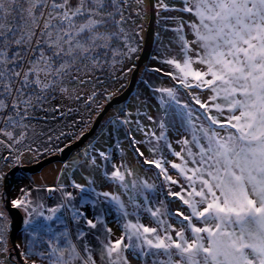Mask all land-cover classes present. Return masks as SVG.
<instances>
[{
	"label": "snow or ice",
	"instance_id": "6c2138e0",
	"mask_svg": "<svg viewBox=\"0 0 264 264\" xmlns=\"http://www.w3.org/2000/svg\"><path fill=\"white\" fill-rule=\"evenodd\" d=\"M0 264H264V0H0Z\"/></svg>",
	"mask_w": 264,
	"mask_h": 264
},
{
	"label": "water",
	"instance_id": "95a60500",
	"mask_svg": "<svg viewBox=\"0 0 264 264\" xmlns=\"http://www.w3.org/2000/svg\"><path fill=\"white\" fill-rule=\"evenodd\" d=\"M146 30L148 31V33H151L154 30V24L153 25L147 24ZM147 62L148 61L145 59L144 53H141V60L138 62L139 67H142ZM137 74L138 73H134V74L130 75V78L128 81L129 91L132 90V88H134V86H135V83H136L135 78H137ZM124 94L128 95L129 93H128V91H125ZM85 141L86 140H84L83 142L77 141V143L81 146ZM75 149L76 148L73 147L71 150H66L63 154H53V155H49V156H44L43 158H41L39 160V162H34L31 164L25 165V167L21 170L26 174L36 173L39 170H41L43 168V166H46L50 163H53L56 161L57 162H63L64 160H66L69 157L71 152L73 153V150H75ZM9 197H10V191H9ZM8 214H9L10 219L12 220V229H11V232L9 234V239H10V243L12 246V244L17 243V242H15L17 239V236L23 230V213L18 211V210L13 209Z\"/></svg>",
	"mask_w": 264,
	"mask_h": 264
},
{
	"label": "rangeland",
	"instance_id": "374dc122",
	"mask_svg": "<svg viewBox=\"0 0 264 264\" xmlns=\"http://www.w3.org/2000/svg\"><path fill=\"white\" fill-rule=\"evenodd\" d=\"M146 25H147V23L145 24V28H146ZM146 64H148V62L146 63ZM145 64V65H146ZM145 65H143L142 67H140V68H144L145 67ZM148 66H152V65H148ZM130 78V77H129ZM136 80L137 79H139V73L137 74V78H135ZM151 79H153V80H156L157 78L156 77H151ZM137 87V85H136V83H135V86H134V88H132V90H134L135 88ZM79 131V130H78ZM77 131V132H78ZM85 143H87V140L83 143V144H85ZM83 144L80 146V147H83ZM76 150V149H75ZM75 150H73V152L75 151ZM72 155V152H71V154L69 155V157ZM68 157V158H69ZM41 158H43V157H41ZM40 158V159H41ZM67 158V159H68ZM32 163H34V162H32ZM61 163L62 162H53V163H50V164H48V165H46V166H43V168L41 169V170H39L38 172H36V173H33V174H26V173H24L22 170H19L17 173H16V175H18V176H20V175H23V176H28V177H30L32 180H34V181H36L35 179H37V178H45L44 179V183L45 182H48V183H51L52 182V180L54 179V177H55V175L56 174H50V175H47V173L46 172H42V170L44 169V168H46V167H51V165H56V167H60L61 166ZM29 164H31V163H29ZM26 165H28V164H26ZM47 169V168H46ZM36 183H38V184H41L42 182H40V181H36ZM28 184V180H24L23 182H20V183H18L16 186H14V187H12V189L10 190V198H15L16 196H18V195H20V193H19V187H23V186H25V185H27ZM40 195H42V196H44V195H46L45 193H40ZM23 230L18 234V236H17V239H16V241L15 242H17V243H21L22 241H23ZM9 246H11V243H10V245Z\"/></svg>",
	"mask_w": 264,
	"mask_h": 264
},
{
	"label": "crops",
	"instance_id": "0c3cea01",
	"mask_svg": "<svg viewBox=\"0 0 264 264\" xmlns=\"http://www.w3.org/2000/svg\"><path fill=\"white\" fill-rule=\"evenodd\" d=\"M46 168H47V169H46ZM46 168H44V169L42 170V172L45 170L44 172H46L47 175H50V174H56V170L58 169V167H56V165H51V167L49 166V167H46ZM44 179H45V178H43V179H41V178H40V179L37 178V179H35V180L44 183Z\"/></svg>",
	"mask_w": 264,
	"mask_h": 264
},
{
	"label": "trees",
	"instance_id": "16d2710c",
	"mask_svg": "<svg viewBox=\"0 0 264 264\" xmlns=\"http://www.w3.org/2000/svg\"><path fill=\"white\" fill-rule=\"evenodd\" d=\"M69 123H70V121H69ZM78 130H79V129H76V131H78ZM22 234H23V240H24V230H23V233H22Z\"/></svg>",
	"mask_w": 264,
	"mask_h": 264
}]
</instances>
